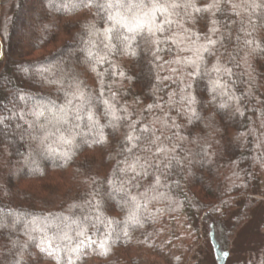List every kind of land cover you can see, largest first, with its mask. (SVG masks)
Here are the masks:
<instances>
[{
    "label": "trees",
    "instance_id": "trees-1",
    "mask_svg": "<svg viewBox=\"0 0 264 264\" xmlns=\"http://www.w3.org/2000/svg\"><path fill=\"white\" fill-rule=\"evenodd\" d=\"M65 2L0 0V214L9 225L0 227V264H57V257L67 264L81 239L73 221L87 225L85 235L96 242L82 246L75 264H264V242L232 259L236 236L264 206V8L255 7L264 0H220L223 12L170 9L163 33L135 35V56L105 47L106 11H56ZM164 18L156 15V24ZM17 24L23 32L14 41ZM205 45L210 52L198 61ZM89 53L106 59L97 64ZM218 61L231 75L221 73L226 87L213 93ZM81 93L88 101L82 108ZM36 102L50 111L33 116ZM132 124L150 127L159 140L129 156ZM156 148L162 151L154 155ZM134 157L159 168L129 182L119 169ZM119 188L135 201L124 203ZM133 214L138 223L125 236ZM97 217L120 221V239L105 240L109 228ZM48 244L51 256L40 251Z\"/></svg>",
    "mask_w": 264,
    "mask_h": 264
},
{
    "label": "snow or ice",
    "instance_id": "snow-or-ice-1",
    "mask_svg": "<svg viewBox=\"0 0 264 264\" xmlns=\"http://www.w3.org/2000/svg\"><path fill=\"white\" fill-rule=\"evenodd\" d=\"M226 3H230V0H225ZM50 6H51V0H50ZM192 7L193 12L195 13H201L208 11L210 9L215 8L218 12H223L224 9L220 6V0H215L214 3L208 4L205 8H199L195 7L194 5H188V4H177V3H153L150 6V11L145 12L144 9L146 7H149L148 5L143 3V0H105L104 3H98L97 0H66V2L59 7L56 8V11H61L65 14L71 13L73 10L81 8V7H95L97 10H104L107 12V19L110 21L109 27H107L104 30L103 37L104 40L107 41V44L105 47L108 49L109 52L119 50L127 55L135 56L136 52L132 49L131 41L135 38V35L142 32L146 27L147 24L144 17H150V22L152 24H156L155 17L156 15H160L165 17L163 20L160 21L159 24H156L155 30L153 28L148 27L147 30L150 34L155 35V32H161L163 33L165 31L164 25H170L172 21L168 18L172 13L170 12V9H175L178 7ZM234 7V6H233ZM256 8H264V4H256ZM236 15H239V13H235ZM213 23H217L216 21H213ZM210 31H216V29H210ZM133 34V35H127V34ZM154 43H159V41H154ZM246 44H251V41L246 40ZM216 41L209 39L208 45H215ZM208 45L203 46L202 51L197 54V60L202 61L203 60V53H209L210 49ZM90 57L95 60L97 64L103 63L106 59V56H101L99 58L92 55V53H89ZM191 63H195L196 66V73L197 74L200 71V64L196 63L195 61H192ZM93 70H95L93 68ZM44 71H47L45 69ZM212 71L217 73V79L212 81V91L213 93L216 92L217 89L226 87V85H223L219 79V76L221 73L226 75H231V69L219 66V61L217 62V65H214L212 68ZM123 75V73H121ZM221 95H227L226 92L220 93ZM76 94H74L75 96ZM233 97L229 96V99H232ZM21 100H25L28 102L31 98L27 97L25 95L20 96ZM79 99L82 101L81 108L86 104L87 98L84 97V95L81 93L79 94ZM239 99V98H236ZM195 102L194 97H188V103L192 104ZM71 103V102H70ZM226 105L221 104L220 107L223 108ZM151 107V106H149ZM50 111L49 108H47L44 104H41L39 102L33 103L31 108V114L37 118L42 117L45 115V112ZM113 116L114 120L120 119V117H117L114 113L111 114ZM4 118L0 117V122H2ZM89 119L93 120L94 117L89 115ZM131 131L125 136V147L124 151L129 154V156H132L134 153V150L141 146L142 142H147L145 144V150H150V146L155 145L156 141L159 140V137L155 135V132L148 126L138 127L136 124L130 125ZM70 142V141H65ZM95 143H101L103 142L102 138L100 140H95ZM162 149L156 148L154 155L160 153ZM125 167L119 169L121 173H123L125 176L128 177L129 182L137 180L138 178L142 177L146 174L147 167L155 166L157 169L159 168V161H154L153 165H149L146 161H142L140 157H134L131 162L126 158L123 161ZM172 166V161L170 160L167 165H165V168H170ZM109 184H112V181H109ZM161 184V177L159 175L155 178V185ZM138 186V185H136ZM114 191H121L124 192V197L122 199L124 200V203L134 202L135 197L130 196L129 193H127L123 188L114 189ZM91 203V201L89 202ZM123 207V204L121 205ZM4 215L6 214H0V227L7 228L9 225L4 219ZM87 219V218H86ZM97 220L100 223H104L106 227L109 228V231L105 234V240L109 239L113 234H115L116 239H120L121 235V222L116 220H108L103 221L100 220L99 217H97ZM19 222V217L16 218L12 222V227L15 226L16 223ZM77 225V231L76 235L78 237H81L79 242L75 247H72L68 251L71 253H75V259L79 258V254L81 253L82 246L86 245L88 247H91L92 244H95L96 242L91 239L90 236H86L87 232V225L81 224L79 221H73ZM138 221L135 218V215H131L130 219L124 223L123 225V235L127 236L128 231L127 229L129 227L135 226ZM113 225H116V227H113ZM94 226V225H93ZM37 229H32V231H36ZM40 231H43V229H40ZM27 233V229H26ZM63 239L70 240L71 237L65 233L62 237ZM42 244H44V241H41ZM40 251L42 253L46 252L49 256L53 254L51 250V245L48 244L46 246L40 247ZM75 259L72 256L67 257V264H75ZM60 258L57 257V264H59Z\"/></svg>",
    "mask_w": 264,
    "mask_h": 264
},
{
    "label": "rangeland",
    "instance_id": "rangeland-1",
    "mask_svg": "<svg viewBox=\"0 0 264 264\" xmlns=\"http://www.w3.org/2000/svg\"><path fill=\"white\" fill-rule=\"evenodd\" d=\"M145 1H149L148 2V8L150 9V6L153 4V2L151 0H145ZM28 10H26L23 13V18H26L27 16H29L28 14ZM150 17H149V22H147V27H150L152 25V23L150 22ZM19 24V23H18ZM16 25V27H14L13 33H12V40H19L22 37V29L19 25ZM145 28V29H146ZM144 29V30H145ZM143 30V31H144ZM0 45H1V54H0V59L2 58V44L0 41ZM9 143H12V141H8ZM262 211H264V206H258L257 208H255L252 217L250 218V220L244 225V227L240 230L239 234L236 236L235 240H234V254L232 255V259H238L240 257L243 256L244 254V250L246 248L251 249L256 243H260V242H264V230H262V228H260V217H261V213Z\"/></svg>",
    "mask_w": 264,
    "mask_h": 264
},
{
    "label": "bare ground",
    "instance_id": "bare-ground-1",
    "mask_svg": "<svg viewBox=\"0 0 264 264\" xmlns=\"http://www.w3.org/2000/svg\"><path fill=\"white\" fill-rule=\"evenodd\" d=\"M0 50H1V45H0ZM0 54H1V51H0Z\"/></svg>",
    "mask_w": 264,
    "mask_h": 264
},
{
    "label": "water",
    "instance_id": "water-1",
    "mask_svg": "<svg viewBox=\"0 0 264 264\" xmlns=\"http://www.w3.org/2000/svg\"><path fill=\"white\" fill-rule=\"evenodd\" d=\"M2 56V55H1Z\"/></svg>",
    "mask_w": 264,
    "mask_h": 264
}]
</instances>
